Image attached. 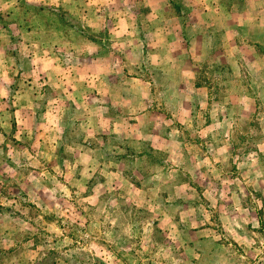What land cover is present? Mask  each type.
Here are the masks:
<instances>
[{"label":"rangeland","instance_id":"1","mask_svg":"<svg viewBox=\"0 0 264 264\" xmlns=\"http://www.w3.org/2000/svg\"><path fill=\"white\" fill-rule=\"evenodd\" d=\"M139 1L0 0V264H264V0Z\"/></svg>","mask_w":264,"mask_h":264},{"label":"crops","instance_id":"2","mask_svg":"<svg viewBox=\"0 0 264 264\" xmlns=\"http://www.w3.org/2000/svg\"><path fill=\"white\" fill-rule=\"evenodd\" d=\"M139 4L143 3L142 6L147 7V10H149L150 12H153L154 7H153V0H144V1H139ZM151 14V13H150ZM143 41L145 42L146 40L143 39Z\"/></svg>","mask_w":264,"mask_h":264}]
</instances>
